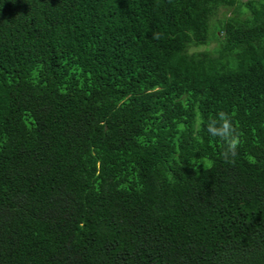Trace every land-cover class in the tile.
<instances>
[{"label":"trees","instance_id":"1","mask_svg":"<svg viewBox=\"0 0 264 264\" xmlns=\"http://www.w3.org/2000/svg\"><path fill=\"white\" fill-rule=\"evenodd\" d=\"M0 264H264V0H0Z\"/></svg>","mask_w":264,"mask_h":264},{"label":"clouds","instance_id":"2","mask_svg":"<svg viewBox=\"0 0 264 264\" xmlns=\"http://www.w3.org/2000/svg\"><path fill=\"white\" fill-rule=\"evenodd\" d=\"M206 131L211 138L218 139L221 142V158L229 164L235 163V157L238 155V148L241 145V139L238 130L234 126L232 114L220 110L214 116H210L205 125ZM206 166L203 161L195 163L193 170L199 172V166Z\"/></svg>","mask_w":264,"mask_h":264},{"label":"rangeland","instance_id":"3","mask_svg":"<svg viewBox=\"0 0 264 264\" xmlns=\"http://www.w3.org/2000/svg\"><path fill=\"white\" fill-rule=\"evenodd\" d=\"M241 2H244V1H246V0H240ZM223 12V9H220V10H218V12H217V16L216 17H214V19L215 18H219V17H221V14L220 13H222Z\"/></svg>","mask_w":264,"mask_h":264}]
</instances>
